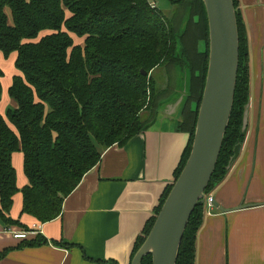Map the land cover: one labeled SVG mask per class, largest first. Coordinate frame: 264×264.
I'll use <instances>...</instances> for the list:
<instances>
[{"label":"trees","instance_id":"16d2710c","mask_svg":"<svg viewBox=\"0 0 264 264\" xmlns=\"http://www.w3.org/2000/svg\"><path fill=\"white\" fill-rule=\"evenodd\" d=\"M169 1L174 7L170 16L148 0H0V52L6 57L16 54L20 72L9 91L17 107L6 117L0 115V221L7 227L30 230L10 217L19 192L24 196L22 214L42 224L61 217L65 199L99 165L103 153L147 131L186 81L189 95L177 130L188 132L190 142L134 255L144 243L189 159L208 73L209 51L200 53L197 44L187 46L188 38L209 39L203 0ZM234 4L240 33L235 103L207 196L227 180L234 150L244 145L248 134L242 128L250 99L249 48L239 0ZM73 35L84 39V45H76ZM166 65L174 69L175 87L153 103L151 73ZM2 77L0 70V101ZM145 109L153 110L148 123L141 120ZM17 152L24 154L29 181L22 191L12 163ZM205 217L206 206L200 204L186 229L177 264H196L197 237ZM21 241L24 246L46 242L42 235ZM142 264H152V257Z\"/></svg>","mask_w":264,"mask_h":264},{"label":"crops","instance_id":"0c3cea01","mask_svg":"<svg viewBox=\"0 0 264 264\" xmlns=\"http://www.w3.org/2000/svg\"><path fill=\"white\" fill-rule=\"evenodd\" d=\"M239 10L249 48L248 134L235 168L210 195L214 206L198 233L196 264H264V0H239ZM16 60L0 52L3 117L17 107L9 94L20 75ZM176 128H152L106 150L50 223L22 214L24 196L17 193L10 217L30 229L41 225L46 242L24 246L11 233L20 229L0 221V264H131L190 142V134ZM12 163L22 191L29 184L24 154L14 153Z\"/></svg>","mask_w":264,"mask_h":264},{"label":"water","instance_id":"95a60500","mask_svg":"<svg viewBox=\"0 0 264 264\" xmlns=\"http://www.w3.org/2000/svg\"><path fill=\"white\" fill-rule=\"evenodd\" d=\"M203 2L209 24V63L191 153L131 264H142L148 256L152 257V264H177L191 216L198 205L205 204L206 192L229 127L240 67L237 10L234 0ZM142 74L147 76L145 71ZM188 95V84L185 81L184 85L178 86L174 96L164 103L156 121L148 130L176 126L178 129ZM249 119L250 99L245 107L243 132L249 127ZM242 148V144L235 148L228 170L237 162ZM215 206L219 207L217 204ZM220 210L225 212L222 208Z\"/></svg>","mask_w":264,"mask_h":264},{"label":"rangeland","instance_id":"374dc122","mask_svg":"<svg viewBox=\"0 0 264 264\" xmlns=\"http://www.w3.org/2000/svg\"><path fill=\"white\" fill-rule=\"evenodd\" d=\"M158 8L165 14V15H172L174 12V7L170 3L169 0H157ZM198 18L195 19L197 21ZM73 38L75 40L76 45H84V39H78L75 35H73ZM201 40L199 39V36H196V42L195 39L192 38L191 40L187 39V46L194 47V45L197 44L198 51L200 53H206L209 51V39ZM152 79L155 81V93L152 95V102L156 103L159 101L162 95H165L167 91H170V87H175L174 81H175V72L173 67H169L168 65L159 67L152 71L151 73ZM166 99V98H165ZM153 110L151 109H145L141 114V120L144 123L150 122L152 118ZM235 166V165H234ZM235 168V167H233Z\"/></svg>","mask_w":264,"mask_h":264},{"label":"built area","instance_id":"2783aa9c","mask_svg":"<svg viewBox=\"0 0 264 264\" xmlns=\"http://www.w3.org/2000/svg\"><path fill=\"white\" fill-rule=\"evenodd\" d=\"M148 2L154 8L157 6L156 0H148ZM205 206H206V212H209L214 206V198H212L211 196H207L206 201H205ZM11 233L15 239L25 240L34 235H41L42 227L41 225H38V226L35 225L29 231L19 230V231H12Z\"/></svg>","mask_w":264,"mask_h":264}]
</instances>
